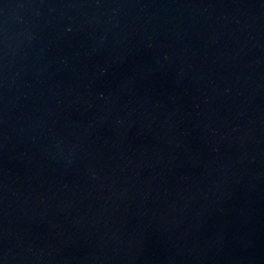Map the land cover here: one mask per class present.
<instances>
[{
    "label": "water",
    "instance_id": "water-1",
    "mask_svg": "<svg viewBox=\"0 0 264 264\" xmlns=\"http://www.w3.org/2000/svg\"><path fill=\"white\" fill-rule=\"evenodd\" d=\"M0 264H264V0H0Z\"/></svg>",
    "mask_w": 264,
    "mask_h": 264
}]
</instances>
